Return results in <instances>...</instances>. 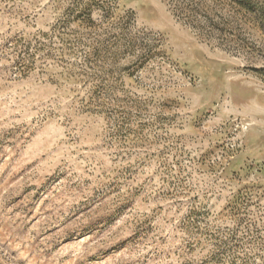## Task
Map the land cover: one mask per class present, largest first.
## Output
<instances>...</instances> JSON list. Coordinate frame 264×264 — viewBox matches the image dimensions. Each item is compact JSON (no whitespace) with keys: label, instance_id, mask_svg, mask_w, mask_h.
Here are the masks:
<instances>
[{"label":"rangeland","instance_id":"1","mask_svg":"<svg viewBox=\"0 0 264 264\" xmlns=\"http://www.w3.org/2000/svg\"><path fill=\"white\" fill-rule=\"evenodd\" d=\"M0 264H264V0H0Z\"/></svg>","mask_w":264,"mask_h":264}]
</instances>
